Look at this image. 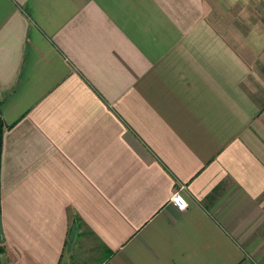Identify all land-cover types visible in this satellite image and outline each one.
Here are the masks:
<instances>
[{"label":"crops","instance_id":"0c3cea01","mask_svg":"<svg viewBox=\"0 0 264 264\" xmlns=\"http://www.w3.org/2000/svg\"><path fill=\"white\" fill-rule=\"evenodd\" d=\"M0 123V264H264V0H0Z\"/></svg>","mask_w":264,"mask_h":264},{"label":"built area","instance_id":"2783aa9c","mask_svg":"<svg viewBox=\"0 0 264 264\" xmlns=\"http://www.w3.org/2000/svg\"><path fill=\"white\" fill-rule=\"evenodd\" d=\"M183 188V184H178L175 186V189L170 195L171 201L174 203V205L178 209H183L186 206V201L184 200L182 194H181V189Z\"/></svg>","mask_w":264,"mask_h":264},{"label":"rangeland","instance_id":"374dc122","mask_svg":"<svg viewBox=\"0 0 264 264\" xmlns=\"http://www.w3.org/2000/svg\"><path fill=\"white\" fill-rule=\"evenodd\" d=\"M85 240H84L85 244L78 242V245L75 248L76 252H82V251L84 252V250H88V249L92 248V244L88 243V241L85 242ZM87 240H89V242H92V239L90 237H87ZM82 245H85V247ZM81 255H83V253H81ZM88 263H89V261H87V260L83 261V264H88Z\"/></svg>","mask_w":264,"mask_h":264},{"label":"trees","instance_id":"16d2710c","mask_svg":"<svg viewBox=\"0 0 264 264\" xmlns=\"http://www.w3.org/2000/svg\"><path fill=\"white\" fill-rule=\"evenodd\" d=\"M1 145H2V125L0 123V153H1ZM1 158V157H0ZM3 238L0 240V254L5 250L2 244Z\"/></svg>","mask_w":264,"mask_h":264},{"label":"water","instance_id":"95a60500","mask_svg":"<svg viewBox=\"0 0 264 264\" xmlns=\"http://www.w3.org/2000/svg\"><path fill=\"white\" fill-rule=\"evenodd\" d=\"M2 238V231H1V225H0V240Z\"/></svg>","mask_w":264,"mask_h":264}]
</instances>
